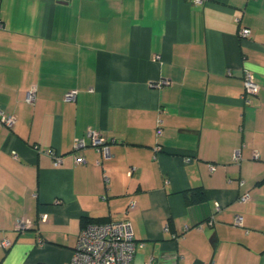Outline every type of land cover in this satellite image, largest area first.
Instances as JSON below:
<instances>
[{
    "label": "crops",
    "instance_id": "0c3cea01",
    "mask_svg": "<svg viewBox=\"0 0 264 264\" xmlns=\"http://www.w3.org/2000/svg\"><path fill=\"white\" fill-rule=\"evenodd\" d=\"M0 108V264H68L84 215L132 264H264V0H0Z\"/></svg>",
    "mask_w": 264,
    "mask_h": 264
},
{
    "label": "built area",
    "instance_id": "2783aa9c",
    "mask_svg": "<svg viewBox=\"0 0 264 264\" xmlns=\"http://www.w3.org/2000/svg\"><path fill=\"white\" fill-rule=\"evenodd\" d=\"M202 2V0H196ZM249 29L244 27L241 29L242 35H248ZM243 96L258 93L259 85L255 80L254 74L249 69H244L243 75ZM168 83V80L161 79L151 83V85L160 87ZM36 88L31 86L26 92L25 99L33 102L35 99ZM76 90H69L65 93L64 99L67 101L74 100ZM16 117L14 114L6 113L0 108V125L12 127L15 123ZM158 120L156 132L161 135L162 128ZM87 136L90 138V144L103 156L109 155V144L106 139L101 136L98 131L88 129ZM87 144L83 137H76L74 140V147L80 148ZM45 152L51 156L54 165H60L62 162V155L51 148L45 149ZM238 151H235L234 158L237 159ZM76 162L84 163L85 159L81 155H77ZM98 163V161H97ZM249 194L245 193L239 197L240 202H246L249 199ZM134 205V201L130 202ZM219 208V206H216ZM234 223L241 225L243 223L242 215H236ZM29 224L28 219H20L17 222V229L25 228ZM143 243L138 242L134 235L132 224L128 220H108L103 222H88L81 226L77 242L73 248L72 256L68 264H132L137 246ZM0 245L8 247L10 241L7 238L0 240ZM43 264V263H37Z\"/></svg>",
    "mask_w": 264,
    "mask_h": 264
},
{
    "label": "trees",
    "instance_id": "16d2710c",
    "mask_svg": "<svg viewBox=\"0 0 264 264\" xmlns=\"http://www.w3.org/2000/svg\"><path fill=\"white\" fill-rule=\"evenodd\" d=\"M186 201L188 203L200 201L203 199V194L202 191L197 189H194L190 194L185 195ZM82 225L88 223V222H103V221H108L107 219L104 218H99V217H90L88 215H84L81 219ZM81 225V226H82Z\"/></svg>",
    "mask_w": 264,
    "mask_h": 264
}]
</instances>
